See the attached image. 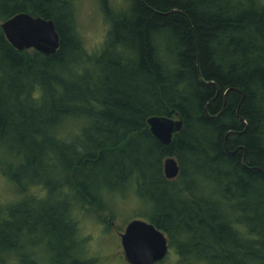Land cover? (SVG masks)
I'll list each match as a JSON object with an SVG mask.
<instances>
[{
    "label": "trees",
    "instance_id": "obj_1",
    "mask_svg": "<svg viewBox=\"0 0 264 264\" xmlns=\"http://www.w3.org/2000/svg\"><path fill=\"white\" fill-rule=\"evenodd\" d=\"M100 1L90 53L76 0H0V264H97L82 219L108 229L130 195L177 264H264V0ZM20 14L55 24V55L10 44ZM152 117L183 122L170 146Z\"/></svg>",
    "mask_w": 264,
    "mask_h": 264
},
{
    "label": "water",
    "instance_id": "obj_2",
    "mask_svg": "<svg viewBox=\"0 0 264 264\" xmlns=\"http://www.w3.org/2000/svg\"><path fill=\"white\" fill-rule=\"evenodd\" d=\"M10 44L18 51L35 50L45 56L55 55L60 49L61 39L52 21L20 14L2 24ZM151 134L165 146H170L176 134L182 132L180 119L152 117L148 120ZM164 173L169 181L180 176L176 158L165 160ZM122 246L129 264H160L170 251L167 236L153 224L134 220L121 236Z\"/></svg>",
    "mask_w": 264,
    "mask_h": 264
},
{
    "label": "rangeland",
    "instance_id": "obj_3",
    "mask_svg": "<svg viewBox=\"0 0 264 264\" xmlns=\"http://www.w3.org/2000/svg\"><path fill=\"white\" fill-rule=\"evenodd\" d=\"M78 10V26L85 45L91 50L98 49L105 40L107 34V23L102 15L103 7L100 0H76ZM112 5H121V0H110ZM124 5V4H123ZM121 5V6H123ZM11 187V186H10ZM8 182L0 176V194L8 202H15V190L10 188ZM117 197V196H116ZM122 197L116 199L117 210L113 213L117 217L110 218L108 209L100 211V217L105 218L109 227L99 222L98 217H84L82 219V233L86 237L88 259H94L97 264H129L122 246V234L133 220L148 222L144 217L145 207L137 199ZM21 199V198H20ZM131 199V200H130ZM126 203V204H125ZM8 204V203H5ZM113 205V204H112ZM168 259L163 264H177L178 257L169 251Z\"/></svg>",
    "mask_w": 264,
    "mask_h": 264
}]
</instances>
